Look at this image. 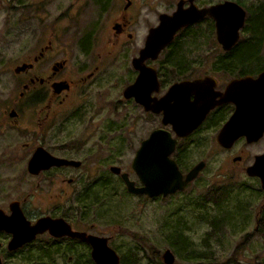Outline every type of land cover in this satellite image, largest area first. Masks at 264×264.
Returning <instances> with one entry per match:
<instances>
[{
	"label": "flooded vegetation",
	"instance_id": "flooded-vegetation-1",
	"mask_svg": "<svg viewBox=\"0 0 264 264\" xmlns=\"http://www.w3.org/2000/svg\"><path fill=\"white\" fill-rule=\"evenodd\" d=\"M91 1L95 5L94 19L84 22L75 42H69L62 34L61 28L56 27V15L47 6L46 16L43 17L47 21H42L41 0H0V13L3 14L0 16V264L36 263L55 257H66V261L77 263L92 260L89 254L91 246L87 240L68 234L56 236L49 232L50 229L44 228L48 223L51 225L60 222L63 226V221L70 230L103 236L90 231L91 224L86 218L93 188H100L105 183L104 155L101 154V148L104 147L103 128H100L101 131L94 127L83 128L82 134H71L72 132L66 131L64 126L67 121L73 119L83 120L87 114L73 113L71 109L78 101H75L73 96L77 98V93L83 90L81 87L100 72V59L103 55H110L109 40L111 42V39H120L122 42L125 38L133 36L132 32L127 31L132 24L130 13L132 14L133 10H125L124 5L118 16L112 19L110 39L108 24L103 20L106 14V0ZM183 5L187 6V2ZM84 7L85 4L77 8L68 5L66 12L72 15L80 14ZM15 13L19 15L12 21L11 14ZM210 20L214 26V20ZM184 27L177 30L175 35ZM10 30H17L18 34L12 36ZM15 41L17 45H14ZM168 45L160 52L167 49ZM223 51H228L229 58L239 50L232 47ZM93 52L95 56L87 60L72 57H89ZM133 57L130 58L131 66ZM156 59L148 57L144 63L152 65L150 62ZM72 60L79 66L71 62ZM172 68L158 71L154 67L159 85L157 90L150 92L152 97L160 98L173 82L185 79L207 77V86L210 83L208 102L213 103V106H210L199 125L187 136L176 137L171 124L161 122V111L145 110L133 97H124L123 89L121 96L141 107L144 113L159 116L160 126L155 128L164 127L171 131L172 137L177 138L171 153L177 163L176 157L180 158L175 156L174 152L180 140L214 128L216 141L217 133L234 113L236 106L232 100L219 102L226 84L247 74H257L244 72V67L239 64L220 63L207 67L196 65ZM132 71L134 76L127 85L134 82L138 73L133 66ZM184 71L185 76L181 74ZM173 76L174 78L169 80ZM163 86L166 87L160 92ZM189 99H194L193 93L189 95ZM65 131L66 142L57 143L58 134ZM240 137L244 139L242 135L236 137L229 147L223 148L216 143L222 149L228 150L236 140H241ZM244 141L246 142V139ZM75 149L95 152L86 159L82 156L75 159ZM236 155L238 158L233 161L232 158ZM236 155L231 157V161L241 162L242 155ZM255 155L257 154H254L253 158ZM114 175L120 181V176ZM97 194L100 198L102 192ZM40 220H45L46 223L44 226L38 225L35 231L33 226ZM78 247L84 251L78 253Z\"/></svg>",
	"mask_w": 264,
	"mask_h": 264
},
{
	"label": "rangeland",
	"instance_id": "rangeland-1",
	"mask_svg": "<svg viewBox=\"0 0 264 264\" xmlns=\"http://www.w3.org/2000/svg\"><path fill=\"white\" fill-rule=\"evenodd\" d=\"M176 1L130 0L125 10H133L132 14L130 13L132 24L127 29L133 36L121 42L120 39L117 41L111 39V21L118 16L119 11L123 10L127 0H111L103 16L104 22L108 24V36L113 41L109 40L110 55L102 56L100 72L81 87L83 90L77 93V98L73 96L75 101L78 99L75 107L71 109L73 113L87 114L84 115L83 120L67 121L64 126L66 131L72 132L71 134H82L83 128L92 127L96 130L102 127L104 131V147L101 148V154L104 155L105 183L100 188H93L88 201L86 218L91 224L90 231L107 237L106 242L119 255V264L121 256H127L129 253L135 254L134 264H158V261L161 262L160 256L163 250L168 248L175 257L173 264H187L188 261L171 247L172 237L176 236L178 229L190 242L188 250L194 248L204 253L203 258L200 259L208 256L206 257L208 261L214 260L219 264L225 262L264 264V224L263 229L259 230L261 228L259 220L262 219L264 223V192L259 186L258 178L248 177L244 172V167L251 162L253 155L264 151V133L255 142L246 143L240 137L241 140H236L228 150L222 149L217 141H214V128L180 140L174 152L175 156L182 160L180 170L185 173L190 165L200 159L204 160V167L183 190L166 197L149 198L144 194L127 192L123 181L121 179L119 181V178L107 169L111 164L118 165L128 173L129 178L134 180L136 185L140 184L130 167V161L139 146L140 139L146 137L152 128L160 126V119L155 114L144 113L141 107L124 99L121 91L134 76L130 58L135 56L142 46L148 27L158 23V13H170L174 10ZM220 1L224 0H195V3L206 5ZM233 1L244 7L245 17L251 18L264 11V0ZM40 3L42 21L44 23L47 21L43 18L46 16L45 6H47L56 15V27L61 28L62 34L69 42H75V37L84 22L95 17L93 13L95 5L91 0H41ZM84 4L85 7L80 14L72 15L66 12L68 5L77 8ZM12 11L16 12V10ZM1 15L3 14L0 13ZM18 15L19 13L11 14V20L14 21L13 18ZM210 19L206 16L197 20L188 26L187 35L183 29V32L178 33L174 38L183 45L179 49L180 54L183 59L189 60V66L207 67L224 52L216 42L214 26ZM10 32L12 36L18 34L17 30ZM245 36L246 32L241 31L236 42L239 44ZM14 45H17L16 41ZM260 48L258 52L261 56L260 61L248 65L251 67V73L257 74L259 71L257 67L264 64V40ZM235 50L241 52L239 48ZM168 52L169 50L164 49L156 60L150 62L156 70L176 67L165 65ZM94 56V52L89 57L72 55L81 60L91 59ZM71 62L78 65L73 60ZM173 78L174 76L169 80ZM165 87L163 86L160 92ZM66 131L58 134L57 143L66 142L64 137ZM94 152V150L75 149L73 154L76 155L75 159H79V156L86 159ZM238 153L242 155L241 162H232L231 157ZM172 157L174 158V155ZM212 191L217 192L214 194L220 197L222 203H227L226 210L232 215L227 221L222 219L225 217L224 213L221 208L217 209L215 203L207 202L202 207L194 205L195 202H202L203 195H210ZM100 192L102 195L98 198L97 193ZM213 215L217 216L218 227L215 232L208 235L210 225L200 218L203 216L211 218ZM76 249L78 253L84 251L79 247ZM28 264L89 263L83 260L78 263L69 262L66 261V257H55L49 261Z\"/></svg>",
	"mask_w": 264,
	"mask_h": 264
},
{
	"label": "water",
	"instance_id": "water-1",
	"mask_svg": "<svg viewBox=\"0 0 264 264\" xmlns=\"http://www.w3.org/2000/svg\"><path fill=\"white\" fill-rule=\"evenodd\" d=\"M129 2L130 0H127L125 6ZM185 2L187 6L183 5ZM206 15L214 20L217 43L223 50L232 48L245 21L244 7L233 0H224L204 7H198L194 0H177L170 14L159 13L158 24L148 28L143 45L132 58V66L138 71L136 78L122 91L124 97H133L145 110L161 111V122L171 124L176 137H185L192 132L210 106H213V103L208 102L210 83L207 86L205 81L207 77L173 82L160 98H155L150 92L158 89L156 71L152 65H145L144 61L148 57L156 59L159 52L171 42L177 30ZM191 93L194 94L193 100L189 99ZM226 100H232L236 107L217 133L215 138L217 143L223 148L229 147L240 135L244 136L247 143L257 140L264 131V68L256 76L247 74L227 83L219 102ZM176 137H172L170 130L158 127L151 129V132L139 141V147L130 162V167L140 181L139 185H136L128 173L118 165L112 164L107 169L120 176L127 192L136 195L144 194L149 198L166 197L177 190H182L204 167V160L200 159L182 173L175 160L171 158ZM236 158L237 155L232 160ZM244 172L248 177H257L264 192V152L255 155ZM45 223V220L38 221L33 226L34 230L37 231L38 225ZM59 223L51 225L48 223L44 228L50 229L49 232L56 236L68 234L87 240L91 246L89 254L93 264H119V255L108 245L106 236L70 230L65 222L62 221L63 226ZM163 251L160 256L161 262L173 264L175 258L173 252L169 248Z\"/></svg>",
	"mask_w": 264,
	"mask_h": 264
},
{
	"label": "trees",
	"instance_id": "trees-1",
	"mask_svg": "<svg viewBox=\"0 0 264 264\" xmlns=\"http://www.w3.org/2000/svg\"><path fill=\"white\" fill-rule=\"evenodd\" d=\"M110 1L111 0H106V8L108 7ZM237 1H242V0H237ZM263 5H264V1H263ZM211 24H213V21H211ZM187 28L188 26H185L183 28L184 31L186 32V35L188 34ZM183 29H181V31H179L178 33L183 32ZM210 31H212V27H210ZM239 31L240 33L241 31H245L246 36L242 39V41L239 44L236 42V44H234L232 47L239 48L241 52L238 51L239 53L238 52L236 54L234 53L232 57H229V58H227L228 51L223 52L217 57V59L213 62V64H220V63L230 64V65L239 64L241 65V67H244V72H252V70L250 69L251 67H249L248 65L254 64V63L256 64V62L260 61L261 59V56L258 55V52H260V49H261L260 46L262 44V41L264 40V11L259 12L257 15L251 18L245 17L244 25ZM174 38L171 40V42L168 45L167 50H169V52L167 53L166 60L164 62L165 65H169L171 67L172 66H176V67L189 66V60L185 58L183 59L182 55L180 54L179 49L183 45H181L180 41ZM194 38H195V35H194ZM263 65L264 64H261L257 67L259 71L264 68ZM181 74L185 76L186 72L185 71L181 72ZM176 161H177V165L179 167H182L181 166L182 160L176 157ZM214 192L210 193V195H203V201L195 202L194 205L196 207H202L207 202H211L212 204L215 203V205L217 206V209L219 210L221 208L222 213H224L225 217H222V219L227 221V218L229 219L232 216L230 212H227L226 210L228 205L227 203L225 204V202L222 203L223 201H221L220 197H216ZM159 197H162V196H157L154 198H159ZM235 213H238V212H235ZM200 219L206 220V222L209 223L210 229L207 231L208 235L216 231V228L218 227L217 223L219 222L217 220L216 215L215 216L213 215L211 218H207L203 216ZM259 222L261 223V225L259 226L261 227L259 228L260 230V229H263L262 226L264 223H262V219H260ZM171 242H172L171 247H173V250L179 256H182L186 261H188L187 264H219V263H216L214 260H212V262L208 261V258H206L208 256L204 257V259H200V258H203L204 253H200L194 248L188 250L187 247L190 245V242L187 241V239L184 236H182L179 229L176 230V236L172 237ZM135 259L136 257L134 253H129L127 256L122 255L120 259V264H134ZM88 263L93 264V261L90 259ZM157 263L163 264L160 261H158ZM222 264H227V263L225 262Z\"/></svg>",
	"mask_w": 264,
	"mask_h": 264
}]
</instances>
